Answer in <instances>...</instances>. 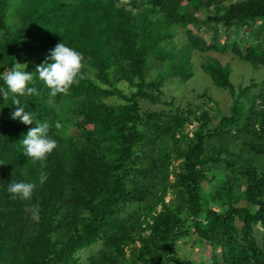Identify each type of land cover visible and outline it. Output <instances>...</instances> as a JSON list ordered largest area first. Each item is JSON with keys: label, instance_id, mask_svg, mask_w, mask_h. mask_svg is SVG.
<instances>
[{"label": "trees", "instance_id": "trees-1", "mask_svg": "<svg viewBox=\"0 0 264 264\" xmlns=\"http://www.w3.org/2000/svg\"><path fill=\"white\" fill-rule=\"evenodd\" d=\"M10 7L0 0V76L28 60L38 94L19 99L57 148L43 163L25 156L34 125L13 120L17 105L0 94V264H264V110L249 102L258 84L236 91L208 56L264 66V0H19L12 16ZM61 42L82 54L83 75L52 96L35 71ZM196 57L232 97L216 125L167 97L194 77ZM149 59L172 61L171 71L147 81ZM20 181L36 184L30 200L8 192ZM190 243L211 257L190 260Z\"/></svg>", "mask_w": 264, "mask_h": 264}, {"label": "rangeland", "instance_id": "rangeland-1", "mask_svg": "<svg viewBox=\"0 0 264 264\" xmlns=\"http://www.w3.org/2000/svg\"><path fill=\"white\" fill-rule=\"evenodd\" d=\"M19 6V0H11V7L9 8L10 16L17 13V7ZM10 21V20H9ZM115 50V54L119 53L121 48L120 41L118 39H110ZM208 56L219 60L223 65L226 66L227 70L230 73V81L236 88V91L239 87H248L252 83H257L258 87L253 91L251 98L249 100L250 104H255L256 112L260 113L264 110V98L260 95V92L264 88V66L255 67L252 64H249L243 60H240L234 55H222L218 53H210ZM23 58V56H21ZM195 61V74L186 84L184 82H179L180 85H173L169 88L167 97H175V105H180L182 109H192L196 116H199L202 112H207L211 118L212 124L216 125L219 123V116L223 114H229L230 107L232 106V97L230 94L219 88L205 73L201 72L199 66L200 58L196 57ZM21 64H28L27 59H20ZM175 62V61H174ZM172 61H159L155 62L153 59H149L148 66L145 68L144 77L147 81H154L155 79L160 78L164 75L166 70L171 71ZM28 69V67H27ZM111 78L113 77L112 74ZM178 83V84H179ZM264 92V91H263ZM67 106H71L70 103H65L62 107L63 113L65 115L69 114L70 109ZM144 106L149 110L155 109L153 105L144 104ZM197 127V122L194 120L192 124L186 125L184 129V134L188 137L193 136V131ZM253 128H258L256 125ZM250 141L254 140L255 137L247 138ZM243 140V139H242ZM179 162H176L175 165H178ZM170 180L173 181V176H170ZM206 191L210 194L214 193L212 188L206 187ZM213 197V196H212ZM203 198V206H205L208 201L212 198ZM174 198L172 193H168L165 196V202L168 204ZM241 205L244 206L245 202L241 201ZM214 203V204H213ZM216 201L214 200L209 204V208L216 209ZM162 210L161 205L157 208V213ZM140 242H137L136 246L140 247ZM131 253V249H128V254ZM184 253L188 256L190 260L199 261L200 256H205L210 258L211 252L208 249H200L197 247L191 246V243L186 246Z\"/></svg>", "mask_w": 264, "mask_h": 264}, {"label": "clouds", "instance_id": "clouds-1", "mask_svg": "<svg viewBox=\"0 0 264 264\" xmlns=\"http://www.w3.org/2000/svg\"><path fill=\"white\" fill-rule=\"evenodd\" d=\"M83 57L76 49L64 42L56 45L50 51L46 62L37 66L35 73L38 79L50 90L52 96L57 94H69L71 88L80 82L83 75ZM27 65L15 62L8 71L0 76L4 87L0 88V94L4 97L11 95L13 104L17 105L11 113L13 120H18L24 125H34L29 128L27 134L20 142L23 146L25 156L33 162L47 160L48 156L57 148V141L49 135V124L47 121L37 120L32 112L26 111L22 105L21 97L38 94L33 73L26 71ZM46 175L41 174L39 180L43 183ZM36 189L33 182H14L9 184L8 192L13 198L30 200Z\"/></svg>", "mask_w": 264, "mask_h": 264}]
</instances>
